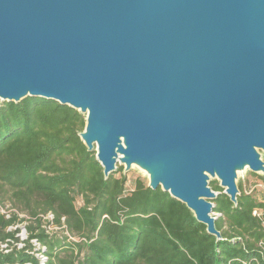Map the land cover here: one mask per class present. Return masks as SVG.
<instances>
[{"label":"water","instance_id":"95a60500","mask_svg":"<svg viewBox=\"0 0 264 264\" xmlns=\"http://www.w3.org/2000/svg\"><path fill=\"white\" fill-rule=\"evenodd\" d=\"M26 96L220 240L210 178L236 205L237 173L264 175V0H0V104Z\"/></svg>","mask_w":264,"mask_h":264},{"label":"trees","instance_id":"16d2710c","mask_svg":"<svg viewBox=\"0 0 264 264\" xmlns=\"http://www.w3.org/2000/svg\"><path fill=\"white\" fill-rule=\"evenodd\" d=\"M84 122L76 109L41 96L1 102L0 207L13 210L0 212L8 249L0 264H39L32 239L44 246L45 264H264L263 197L239 183L234 205L212 182L216 240L160 187L136 177L129 189L122 173L104 178L78 135ZM255 175L264 188V175ZM47 213L60 231L43 226ZM22 220L28 235L18 248L19 228H7Z\"/></svg>","mask_w":264,"mask_h":264},{"label":"rangeland","instance_id":"374dc122","mask_svg":"<svg viewBox=\"0 0 264 264\" xmlns=\"http://www.w3.org/2000/svg\"><path fill=\"white\" fill-rule=\"evenodd\" d=\"M259 152H261V158L262 160H264V153L259 150ZM124 164L120 163L119 161L116 162V169L115 171H113L112 173H115L116 175H119L120 173L126 175L127 177V187L129 189L132 188V181L136 178V177H140L141 179H143L144 181H148V177L145 174V172L141 169H139L137 166L135 165H131V167L124 172ZM214 182L215 184L218 185V180L216 178H210L209 180V186H211V183ZM236 183L239 184L241 183L243 186V189L245 191H252L254 192L257 197L259 198H264V188L262 183L260 182L259 178H257V176L255 175L254 172L250 171L248 168L239 171L237 173V178H236ZM219 192V191H218ZM80 202V200H78V203ZM214 204V202H213ZM13 210L10 206V204L8 202H5L4 204L1 205L0 207V212L2 213H8L9 211ZM215 216L218 215V212L214 211L213 213ZM19 216L21 217H25L23 214H19ZM28 223V220H22L20 222H18L15 225H11L9 226L7 229H15L16 227L19 228V231L17 232V236L19 237V241L16 242V246L17 247H21L23 246L22 240L27 238V231L24 227V225ZM43 226H45L46 228H48V230L50 231H60L61 229H59L56 225H53L50 223V218L45 215L43 216ZM64 234H67V232L65 231ZM32 243L34 245V252L36 255H39L40 251L39 249V244L36 243L34 240H32ZM43 248H41L42 250Z\"/></svg>","mask_w":264,"mask_h":264},{"label":"built area","instance_id":"2783aa9c","mask_svg":"<svg viewBox=\"0 0 264 264\" xmlns=\"http://www.w3.org/2000/svg\"><path fill=\"white\" fill-rule=\"evenodd\" d=\"M2 213V212H1ZM254 213H255V211H254ZM5 214V216H9V214L8 213H4ZM219 214V213H218ZM49 218H50V220L53 218V215H52V213H47L46 214ZM217 217V216H216ZM264 223V222H263ZM47 230H48V228H47ZM32 240H34L36 243H38L35 239H32ZM5 247H7V244H6V242H0V250H2L3 252H6V251H8V249H6ZM19 248V247H18ZM42 250H40V253H39V255H36V257L39 259V264H45V260H46V256L43 254V250H44V246H42ZM16 264H19V263H16ZM24 264H29V263H24Z\"/></svg>","mask_w":264,"mask_h":264}]
</instances>
